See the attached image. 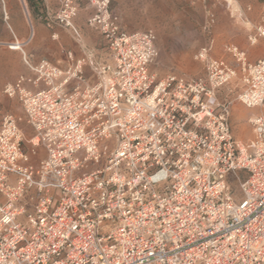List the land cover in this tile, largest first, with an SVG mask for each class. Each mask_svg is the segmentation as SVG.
<instances>
[{"label":"built area","instance_id":"2783aa9c","mask_svg":"<svg viewBox=\"0 0 264 264\" xmlns=\"http://www.w3.org/2000/svg\"><path fill=\"white\" fill-rule=\"evenodd\" d=\"M87 1L108 61L62 50L68 67L32 65L19 49L32 75L2 90L24 117L0 123V264H264V58L207 45L194 56L203 76H159L156 33L123 32L111 0ZM78 9L61 0L47 26L80 38ZM260 39L264 20L248 35ZM236 102L250 111L247 143Z\"/></svg>","mask_w":264,"mask_h":264},{"label":"rangeland","instance_id":"374dc122","mask_svg":"<svg viewBox=\"0 0 264 264\" xmlns=\"http://www.w3.org/2000/svg\"><path fill=\"white\" fill-rule=\"evenodd\" d=\"M133 3L132 0L131 6L128 2V12L134 13L132 16L129 15V20L141 27L139 30H153L156 33L159 56L152 69L159 76L170 73L183 74L187 77L203 76L202 64L194 59L196 52L201 47L212 45L213 55L224 53V46L232 43L231 38L238 35V28L243 26L242 19L240 18V21L237 19L240 16L233 17L227 0H142L137 10ZM135 11H137L136 15ZM211 15L215 21L207 30L206 26ZM31 26L32 18L26 0H0V52H14L10 51L14 49L22 56L23 53L19 49L24 51L31 46V38L34 35V30L30 35ZM242 34L250 47L255 48L264 40L260 39L258 44L252 46L248 42L249 32ZM52 42L58 43V41ZM48 47L47 45L45 50H48ZM223 93L227 95L229 92L224 90ZM234 96L236 92L231 94V97ZM20 107L18 102L21 112ZM245 111L248 110L241 105L235 113L243 114ZM239 133L243 136L242 127ZM244 136L248 138L250 133ZM91 168L96 166L92 165ZM238 175L245 174L240 172ZM230 184L234 191L238 190V181L233 176Z\"/></svg>","mask_w":264,"mask_h":264},{"label":"crops","instance_id":"0c3cea01","mask_svg":"<svg viewBox=\"0 0 264 264\" xmlns=\"http://www.w3.org/2000/svg\"><path fill=\"white\" fill-rule=\"evenodd\" d=\"M73 1L78 4L79 8L78 14L74 19V24L81 32L80 38H76L69 30L58 27L49 28L47 26L46 19L58 12L61 0H26L32 18L30 35L32 30H34V35L31 38V46L28 49L26 48L23 52L32 65H36L42 59H46L54 64H58L61 68H66L69 63L67 62L65 55L62 53V50L71 51L75 58L89 55L93 58L96 64L108 61L109 54L106 42L98 31L90 28L87 24L88 19L95 13L94 8L87 0ZM128 2H130V5L132 6V0H111V9L113 13L119 17L120 26L123 32L132 33L135 31H142L139 30L141 27H138L136 23L129 20V15L132 16L134 13L128 12ZM133 2V6L137 10V7L138 5L140 6L142 0H133ZM227 3L232 9L233 17L240 16L237 19L239 21L242 19L241 25H243L238 28V35H234L231 38L232 43L244 50L251 62H256L264 58V40L260 41L257 47H250L243 37L244 34H242L247 31L251 33L253 28L264 20V2H261V0H227ZM136 14L137 11H135V15ZM53 33L59 35L58 40L52 39ZM16 37L18 38L17 35ZM51 39L52 41H58V43H53ZM47 45L49 46L48 50H45ZM10 51L14 52H0V123L3 116L6 114L24 117L23 111H19L20 109L18 108V102L16 100L5 99L3 97V87L7 83L15 82L20 76L32 75V71L23 60V54L21 56V53L19 54L18 52H15L18 50L14 49H10ZM224 56V53L214 55L216 58H222ZM85 74L89 79L94 78L92 70L89 67L86 68ZM2 102L3 104H1ZM240 107V104H234L231 124L236 140L240 143H247L252 137V131L248 123L250 111H245L243 114H236L235 112L238 111ZM21 127L27 140H30L34 134L32 129L29 128L25 122L21 123ZM241 127L243 128V136L239 133ZM246 133H250L248 138L244 136ZM45 156L46 154L44 150L39 149L38 155L33 158V162L37 163L44 159Z\"/></svg>","mask_w":264,"mask_h":264},{"label":"trees","instance_id":"16d2710c","mask_svg":"<svg viewBox=\"0 0 264 264\" xmlns=\"http://www.w3.org/2000/svg\"><path fill=\"white\" fill-rule=\"evenodd\" d=\"M261 2H264V0H261Z\"/></svg>","mask_w":264,"mask_h":264}]
</instances>
